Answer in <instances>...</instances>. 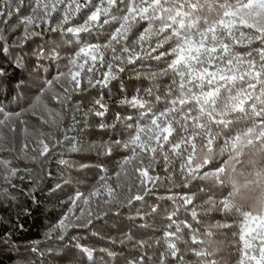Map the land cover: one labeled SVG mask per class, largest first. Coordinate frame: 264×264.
<instances>
[{"label":"snow or ice","instance_id":"snow-or-ice-1","mask_svg":"<svg viewBox=\"0 0 264 264\" xmlns=\"http://www.w3.org/2000/svg\"><path fill=\"white\" fill-rule=\"evenodd\" d=\"M13 18L15 25L11 24ZM0 23L21 33L20 48L45 30L56 33L58 43L35 51L34 66L39 68L44 60L63 61L65 70L58 71L54 80L65 81L64 100L70 99L71 92L89 88H98L102 97L105 89L129 71L153 82L159 77L171 79L170 95L159 107L148 99L152 89L144 95H123L120 104L127 114L116 112L111 124L106 123L108 104L103 99L93 101L86 114L100 118L99 127L110 128L114 135L90 148L98 155H111L114 149L128 152L120 168L132 164L135 179L126 185L122 201L104 182V175L99 178L104 182L99 187L87 194L76 191L69 196L68 212L45 234L46 240L60 244L61 258L67 257L69 264H106L105 259L97 262L95 254L99 252L104 258L114 255L111 249L88 247L68 237L70 228L94 227L93 219H101V213L89 209L85 222L76 223L85 217L83 208L79 215L74 211L77 201L89 205L93 197H100L102 189H107L103 203L109 207L102 215H119L121 208L144 201L157 188L166 187L170 194L160 198L172 201L175 207L167 215L162 235L154 244L133 242L135 248L156 250L152 256L133 257L128 264H187L188 254L197 258V264H217L213 227L221 225L201 230L198 209L236 219L235 264H264V160L257 165L248 159L257 150L264 155V0H0ZM8 30L0 29V41H4L0 42V60L8 58L3 36ZM64 51L68 55L62 57ZM12 55L9 63L13 69L28 70L23 55ZM144 61L159 62V71L146 75L137 72L136 65ZM6 76L7 70L0 64V84ZM57 99L63 103L59 96ZM153 100L158 102L159 97ZM0 115L2 123L19 114L5 112L0 105ZM61 122L62 117L60 122L54 121L58 128ZM221 137L220 154L226 152L227 159L209 168ZM38 143L42 147L33 151H39L46 163L44 158L60 141L51 147L43 139ZM71 150L79 151L75 145ZM59 163L72 166L71 159ZM158 164L167 173L163 179L155 174ZM249 166L252 170L245 171ZM18 171L11 161L0 158V179L4 183L15 188L12 181ZM120 174L115 173L117 177ZM203 181L207 183H194ZM229 186L231 191L224 196L221 189ZM174 188L182 191L172 192ZM257 189L258 195L250 201L241 195L242 190ZM205 190L209 193L207 199L196 204L197 191ZM29 196L35 202V196ZM179 209L190 212L191 220L174 218ZM0 239L19 252L14 241ZM112 242H132V237L124 233ZM26 250L39 252L36 245ZM59 250L49 248L48 252ZM39 255L43 257L44 253Z\"/></svg>","mask_w":264,"mask_h":264},{"label":"trees","instance_id":"trees-1","mask_svg":"<svg viewBox=\"0 0 264 264\" xmlns=\"http://www.w3.org/2000/svg\"><path fill=\"white\" fill-rule=\"evenodd\" d=\"M16 23V19L13 18L11 24ZM6 27L9 30L4 32L3 36L6 39L5 47L9 51L6 52L8 58L0 60V64L7 70V76L0 84V105L3 106V111L19 115H13L10 120L0 123V158L11 161L19 171L12 181L15 188L0 179V238L14 241L19 252L6 247L0 239V264H69L67 257L61 258L63 249L60 248V244H53L45 239L50 226L55 225L68 212L69 196L74 195L76 191L87 194L94 187H99L100 183L106 182L114 189V195L122 201L126 195V185L135 179L132 164L123 170L120 168L122 160L129 155L128 152L123 149H114L111 155H98L96 149L90 148L91 145H100L109 141L114 134L110 128L99 127L100 118L86 113L95 99H103L109 106L106 123L111 124L116 112L127 114L120 104L123 95L132 96L137 93L144 95L148 89H152L148 99L157 103L159 107L170 95L168 86L171 79L170 77H159L153 82L138 78L135 72L129 71L121 74L122 79L114 82L110 89H105L102 97L98 88H89L87 91L71 92L70 99L64 100L65 81L63 79L60 82L54 80L58 71L65 70L63 61L44 60L39 68L34 66L35 51L38 48L43 49L58 43L56 33L45 30L43 35L33 36L20 48L17 45L21 43V33L19 31L14 33L10 26L0 23V29ZM12 52H15L17 56L23 55L28 70L16 71L10 66L9 62L13 59ZM67 55V51L61 52L62 57ZM136 71L145 75L149 71H159V62L138 63ZM49 81H52L51 86L48 85ZM84 87L87 85L85 84ZM58 96L63 103L57 99ZM155 97H159L158 102L153 100ZM127 111L131 112V109ZM61 117L62 127L58 128V124L54 121L60 122ZM0 120H3L2 115H0ZM116 138L120 137L116 136ZM41 139L50 147L56 140L60 141L56 148L44 158L46 163L42 162L39 151H33V149L42 147L38 143ZM223 140L224 137H221L217 141V146H215L217 155L213 164L208 166L209 168L218 166L227 159L226 152L223 155L220 154ZM24 145L27 147L25 148ZM72 145H75L79 151L71 150ZM100 151L102 153L103 149ZM61 159H71L72 166L66 167L59 163ZM248 159L259 165L261 160H264V155L257 150ZM237 167L239 168V165ZM251 170L250 166L245 168V171ZM118 171L121 173L119 177L115 175ZM155 174H158L161 179L167 175L163 171L162 164L157 165ZM102 175L106 177L104 182L99 181ZM57 184L61 185V188L58 189ZM171 191L180 192L182 190L174 188ZM221 191L226 196L231 188L229 186L227 190L221 189ZM29 193L35 196V202ZM258 193V189L255 191L242 190L241 195L250 201ZM169 194L166 187L157 188L155 194L146 197L144 201L121 208L119 215L109 213L104 216L102 212L109 205L103 203V200L107 198V189H102V195L93 197L89 205L77 201V207L74 209L77 215L81 208L85 212V217L76 223L85 222L89 209L94 213H101V219H93L94 227L89 225L88 227L70 228L68 237H75L88 247L108 248L114 252L110 258H104L101 253L97 252L95 254L97 262L105 259L106 264H128L133 257L152 256L155 248H135L133 242L143 240L145 243L154 244L160 238L168 223L167 215L175 207L172 201L160 198ZM208 194L207 190L197 191L195 203L203 204ZM213 195L223 198L218 193H213ZM152 208H156L157 212H152ZM198 214L201 218L199 224L201 230L209 226L221 225V227H213L214 246L218 249L215 257L217 264H235L237 257L233 245V233L238 231L236 219L226 218L220 212L205 214L200 209H198ZM185 217L191 220V213L179 209L174 218L183 220ZM124 233L132 237V242L124 244L112 242L117 237H122ZM109 237L112 239H108ZM29 245H36L44 256L41 257L39 252L27 251ZM64 247L67 248L68 245ZM49 248L60 250L55 254H49ZM68 255H72V252ZM186 262L197 264V258L188 254Z\"/></svg>","mask_w":264,"mask_h":264}]
</instances>
